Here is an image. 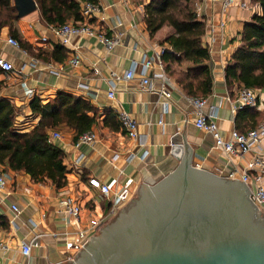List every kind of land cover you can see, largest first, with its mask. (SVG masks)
<instances>
[{"label":"crops","instance_id":"obj_1","mask_svg":"<svg viewBox=\"0 0 264 264\" xmlns=\"http://www.w3.org/2000/svg\"><path fill=\"white\" fill-rule=\"evenodd\" d=\"M149 1L97 0L95 5L100 14L83 22L91 28L92 35L71 37L69 48L62 47L52 28L40 22L38 10L16 23L20 37L31 46L29 52L8 46L10 31L1 30L0 56L12 63L14 71H1L0 100H7L15 109L14 132L29 133L41 122L49 126L59 93L80 98L97 115V124L89 131L96 140L90 145L77 146L80 135L66 126L48 129L49 142L59 149L49 170L63 174L65 182L60 186L48 179L33 181L23 171L0 168L6 179V187L0 191V243L7 249L0 253L2 264L65 262L67 255L74 252H68L66 246L83 244L80 232L87 233L88 241L93 236L89 232L91 221H97L100 230L105 221L117 214H111L117 201L124 200L122 208L136 197L140 183L151 187L177 168L180 162L171 155L172 140L180 137L184 151L180 132L185 121V143L191 149L193 167L225 178L234 170L239 176L246 171V164L258 156L254 149L243 157H231L214 146L210 134L195 127L196 113L189 97L167 77L161 63L162 54L169 49L163 41L174 31L164 26L153 37L149 35L144 24ZM241 4L249 9H242ZM192 6L205 23L202 45L210 54L208 65L213 86L211 95L204 99V114L216 115L219 131L228 139L232 131L244 133L255 125L253 112L239 118L238 112L232 113L230 102L234 100L226 90L224 69L240 45L244 25L254 15H260L261 10L253 0H236L227 8L223 0H192ZM101 36L117 39L119 43L107 51L99 41ZM42 38L47 42H42ZM73 53L80 57L76 67L69 64ZM144 61L152 64L146 75L152 90L140 84ZM130 69H135L134 76L126 80L125 73ZM111 88L113 99L107 95ZM160 89L169 92L170 97L161 94ZM34 99L44 109V117L33 113ZM254 112L264 119L263 92L257 93ZM120 113L136 122L137 140L128 138L120 122L117 130L105 125L109 115L119 121ZM54 132L60 134L59 140L51 139ZM89 179H97L110 192L102 194L91 188ZM64 203L80 208L78 221L66 212ZM12 205L17 207V213L11 210ZM22 243L31 245L29 257L20 254Z\"/></svg>","mask_w":264,"mask_h":264},{"label":"water","instance_id":"obj_2","mask_svg":"<svg viewBox=\"0 0 264 264\" xmlns=\"http://www.w3.org/2000/svg\"><path fill=\"white\" fill-rule=\"evenodd\" d=\"M18 19L37 10L13 0ZM186 123V121H185ZM185 123L172 140L180 164L94 232L73 261L60 264H264V215L247 186L193 167Z\"/></svg>","mask_w":264,"mask_h":264},{"label":"trees","instance_id":"obj_3","mask_svg":"<svg viewBox=\"0 0 264 264\" xmlns=\"http://www.w3.org/2000/svg\"><path fill=\"white\" fill-rule=\"evenodd\" d=\"M260 7L261 14L254 15L240 32V45L231 55L224 69L225 86L228 95L235 100L243 89L264 93V0H253ZM39 20L49 28H58L72 22L76 27L83 25L81 8L83 3L95 5L97 0H34ZM13 0H0V33L8 28L10 37L16 39L21 49L30 51L31 46L22 40L16 30L18 21ZM144 24L153 37L164 26L173 29L163 45L169 49L161 56L164 71L183 94L189 98L206 99L212 93V75L209 68V50L202 45L206 27L196 14L192 0H150L145 7ZM61 49V48H60ZM62 50V49H61ZM1 74V70H0ZM50 113L51 123H40L26 134L14 132L15 109L7 100H0V168L4 171H23L33 181L50 180L56 186L65 182L63 174L51 172L49 166L59 154V149L48 140L47 131L59 125L72 129L79 136L89 132L97 124V115L93 108L80 98L59 93ZM33 113L44 117V109L39 101L31 102ZM253 112L256 129L263 118L254 112V108L238 111L237 118ZM90 113L92 115L90 116ZM105 125L118 129L119 121L109 115ZM244 132L240 134L248 133Z\"/></svg>","mask_w":264,"mask_h":264},{"label":"built area","instance_id":"obj_4","mask_svg":"<svg viewBox=\"0 0 264 264\" xmlns=\"http://www.w3.org/2000/svg\"><path fill=\"white\" fill-rule=\"evenodd\" d=\"M236 0H223V6L225 8L235 4ZM242 9H249L248 5L241 4ZM81 13L84 19L97 18L100 14L99 8L97 5L91 3H83L81 8ZM53 35L58 39L59 44L64 48H69L71 46L70 38L73 36H84L92 35L91 28L86 24L80 27H76L69 23L64 24L58 28H52ZM42 42H47V39L42 38ZM99 41L104 45L107 51H112L119 43L117 39H108L104 36L99 38ZM6 44L10 47H13L17 51H20L19 43L16 39L8 37ZM75 52V51H74ZM69 64L76 67L80 64V57L76 53L72 54ZM143 72L141 78V86L146 90H152L153 85L149 78L146 77L147 71L152 69V64L150 61H144ZM0 70L4 73H10L14 71V67L11 62L4 59L0 56ZM135 69H130L125 73V79L131 80L134 76ZM57 75V72H53ZM162 80H166V77L162 76ZM81 88L86 89L85 85H80ZM160 93L166 97H170V93L160 89ZM257 93L258 91L243 89L239 92L236 99L231 101V111L232 113H237L239 110L244 108H255L257 106ZM108 98H114V88H111L108 92ZM190 105L194 108L196 113V119L194 121L195 127L203 132L210 134L213 138L214 146L217 149H221L224 153L231 157H243L250 151L256 149L258 156L246 164V171L238 176L237 171L232 170L226 178L234 179L243 182L250 192V200L258 209V211L264 215V120L263 122L254 130L249 131L246 134H240L237 131H232L230 137L225 139L222 137L219 128L216 123V115L214 113L204 114V109L206 107V101L200 98H189ZM119 122L126 132L130 140H137V124L131 119L126 113H120L118 116ZM60 134L54 132L51 135V139L59 140ZM96 140V136L92 132H85L79 136L77 141L78 145H90L93 144ZM249 173L252 174V177L249 176ZM88 184L91 188L99 190L102 194H108L110 192L109 187L101 184L97 179H89ZM6 187L5 176L0 171V191L4 190ZM124 200L120 199L117 201L113 207L111 214L114 216L118 209L123 205ZM66 212L72 216L76 221H78L80 215V208L73 204L64 203ZM13 213H17V207L15 205L11 206ZM98 222H90V231L94 234L95 231L99 230ZM79 237L83 241V244L66 246L68 252H73L68 254L66 261H73L79 250L87 243L88 236L86 232H80ZM6 247L0 243V253L6 252ZM31 253V245L28 243H22L20 247V254L23 257H29ZM0 264H2L0 259Z\"/></svg>","mask_w":264,"mask_h":264},{"label":"rangeland","instance_id":"obj_5","mask_svg":"<svg viewBox=\"0 0 264 264\" xmlns=\"http://www.w3.org/2000/svg\"><path fill=\"white\" fill-rule=\"evenodd\" d=\"M113 219V218H112ZM112 219L108 220V221H105L104 222V225L108 224Z\"/></svg>","mask_w":264,"mask_h":264}]
</instances>
